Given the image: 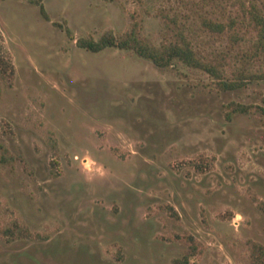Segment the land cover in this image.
<instances>
[{"label": "rangeland", "instance_id": "374dc122", "mask_svg": "<svg viewBox=\"0 0 264 264\" xmlns=\"http://www.w3.org/2000/svg\"><path fill=\"white\" fill-rule=\"evenodd\" d=\"M236 10L233 0H0V53L15 67L0 76V264H264V81L225 90L182 63L77 44L134 22L160 44L172 18L201 52L225 56L231 79L252 32L235 43L203 21ZM251 66L264 69V57ZM232 103L249 111L229 117ZM14 224L26 233L7 232Z\"/></svg>", "mask_w": 264, "mask_h": 264}, {"label": "trees", "instance_id": "16d2710c", "mask_svg": "<svg viewBox=\"0 0 264 264\" xmlns=\"http://www.w3.org/2000/svg\"><path fill=\"white\" fill-rule=\"evenodd\" d=\"M40 5L43 17L49 20L44 5ZM237 6L235 15L231 16L229 22L214 21L211 18H204L203 23L212 31L230 32L233 42L245 41V34L252 32L253 38L247 50H243L238 55V66L233 72V78L226 75L225 56L212 57L204 54L189 37L184 27L178 25L177 21L171 18V23H167V33L160 44H156L149 37L143 35L137 22H134L126 32H115L112 29L105 31L98 39L93 36L80 37L77 39L79 47L92 52H100L108 47L133 50L142 58L152 61L157 67L162 69L173 68L178 63L203 70L215 78L221 89H237L246 83L253 81H264V69L252 68L253 60L264 57V6L258 0H233ZM67 34L74 38L70 28H66ZM15 74V67L11 58L4 53H0V76L12 78ZM2 88L0 85V97ZM233 108L228 114L235 112H248L249 106L241 103H232ZM264 123V107H260ZM2 157L8 158L6 154ZM7 232L24 235L26 228L19 224H14L13 228H8ZM174 264H189V256L174 259Z\"/></svg>", "mask_w": 264, "mask_h": 264}]
</instances>
